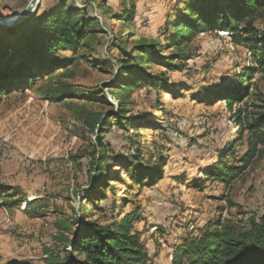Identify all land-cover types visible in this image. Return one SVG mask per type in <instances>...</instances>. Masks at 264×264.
I'll use <instances>...</instances> for the list:
<instances>
[{
	"label": "rangeland",
	"instance_id": "374dc122",
	"mask_svg": "<svg viewBox=\"0 0 264 264\" xmlns=\"http://www.w3.org/2000/svg\"><path fill=\"white\" fill-rule=\"evenodd\" d=\"M30 1L0 0V17L15 16ZM62 1L68 9L86 10L97 20L102 45L80 51L77 57L85 60L69 73L7 95L0 103V148L6 145L10 150L9 159H3L0 150V188L14 196L4 199L5 206L0 202V264H47L45 256L51 254L62 259L68 251L64 242L78 229L75 225L73 232L66 231L69 224L79 220L106 225L137 207L141 219L134 231L147 247L150 264H172L174 250L183 240L199 237L218 222L222 227L248 230L264 214V147L229 186L206 182L204 173L227 141L234 146L230 164L247 154L248 135L239 139L235 114L240 108L245 116L253 117L264 109V68L258 58L249 55L246 44L209 34L183 48L186 68L168 74L178 83L171 93L150 94L145 89L135 93L129 99L128 116L158 122L169 130L170 139L147 129L126 133L114 126L105 144L125 158L139 153L142 161L135 167L162 156L164 178L149 188L135 183L132 168L111 167L110 173H117L124 182L116 183L115 195L108 193L110 201L102 211L101 204L81 196L90 187L91 156L97 151L95 133L88 131L87 122L110 108L100 103L102 97L90 101L78 92L96 91L114 82L119 46L130 50L139 42L155 43L164 48L156 56H170L173 50L162 33L181 7L179 0H43L42 12L58 8ZM254 27L264 33V13ZM74 56L64 52L57 59L67 61ZM86 60L97 62V67ZM246 68L258 69L247 101L232 112L224 102L209 105L204 101L209 92L229 84ZM152 72L159 75L165 69L154 65ZM64 84L72 86L69 99H47L45 92ZM112 92L105 88L104 96L116 108Z\"/></svg>",
	"mask_w": 264,
	"mask_h": 264
},
{
	"label": "trees",
	"instance_id": "16d2710c",
	"mask_svg": "<svg viewBox=\"0 0 264 264\" xmlns=\"http://www.w3.org/2000/svg\"><path fill=\"white\" fill-rule=\"evenodd\" d=\"M178 4L180 11L175 12V18L167 20L163 35L169 49L173 50L170 56H156L164 53V48L155 43L139 42L130 50L126 45L119 46V56L114 59L117 67L114 82L96 91L78 92L80 97L90 101L102 97L100 103L110 108L109 112L95 114L87 122L88 131L95 133L97 151L91 156L90 187L81 196L89 203L101 204L102 211H106L110 201L108 193L115 195L116 183L124 182L117 173H110L111 167L132 168L131 178L135 183L149 188L156 187L164 178L162 156L154 163L149 161L135 167L142 161L139 153L135 158L115 154L105 144V139L114 126L126 133L147 129L170 139L169 130L158 122L139 115L128 116V105L129 99L141 90L160 95L169 94L177 87L178 83L173 82L168 74L184 72L187 56L183 48L202 33L227 30L234 41L246 44L250 54L257 57L259 65L264 68V33L254 27L264 13V0H179ZM84 11L68 9L62 1L58 8L42 12L41 4L40 9L21 25L0 29V103L7 95L23 93L52 76L69 73L72 67L85 60L84 56L77 57L80 51L90 52L101 47L102 32L96 29L98 22ZM64 52H72L75 56L67 61L58 60ZM86 63L97 67V62L86 60ZM154 65L164 67L165 72L153 74ZM256 73V68L236 73L232 82L209 92L204 101L209 105L224 102L232 112L235 106L251 97V81ZM71 88L69 84L60 85L58 90L45 92V95L48 100L64 101L73 95ZM105 88L113 91L111 96L116 108L106 100ZM235 115L239 139L245 133L248 135L247 154L236 164H230L228 159L234 146L230 141L225 142L217 161L204 173L206 182L231 185L260 155V147H264V109L247 117L239 108ZM8 193L9 190L0 188L1 205L5 206V198L14 197ZM112 209H115L113 203ZM140 219L137 207L106 225L77 220L76 224H69L66 228V231L73 232V227L78 226L72 238L63 244L68 249L64 258L51 254L46 258L47 264H150L147 247L140 234L134 231V225ZM172 264H264V214L254 220L248 230L237 231L222 227L218 222L199 237L186 238L175 248Z\"/></svg>",
	"mask_w": 264,
	"mask_h": 264
},
{
	"label": "water",
	"instance_id": "95a60500",
	"mask_svg": "<svg viewBox=\"0 0 264 264\" xmlns=\"http://www.w3.org/2000/svg\"><path fill=\"white\" fill-rule=\"evenodd\" d=\"M42 1L43 0H31L27 6L15 16L7 19L0 17V29L8 30L21 25L40 9Z\"/></svg>",
	"mask_w": 264,
	"mask_h": 264
},
{
	"label": "built area",
	"instance_id": "2783aa9c",
	"mask_svg": "<svg viewBox=\"0 0 264 264\" xmlns=\"http://www.w3.org/2000/svg\"><path fill=\"white\" fill-rule=\"evenodd\" d=\"M165 34V30L163 29V33L162 36ZM209 34L207 33H202L200 35V37H207ZM212 35L218 39H224V40H229L230 42H232V35L227 31V30H218L215 31L214 33H212ZM249 55H251L249 53ZM70 129H72V127H70ZM71 132V131H70ZM92 139H95V136H92ZM1 152H2V158L3 159H9L10 158V150L9 147L4 145L0 148ZM45 258H47V256H45Z\"/></svg>",
	"mask_w": 264,
	"mask_h": 264
},
{
	"label": "crops",
	"instance_id": "0c3cea01",
	"mask_svg": "<svg viewBox=\"0 0 264 264\" xmlns=\"http://www.w3.org/2000/svg\"><path fill=\"white\" fill-rule=\"evenodd\" d=\"M27 6V5H26Z\"/></svg>",
	"mask_w": 264,
	"mask_h": 264
}]
</instances>
